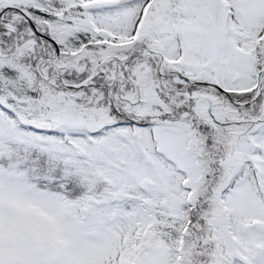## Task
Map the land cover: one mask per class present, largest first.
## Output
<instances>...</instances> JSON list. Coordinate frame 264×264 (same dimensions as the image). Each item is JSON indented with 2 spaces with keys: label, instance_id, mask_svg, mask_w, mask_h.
I'll list each match as a JSON object with an SVG mask.
<instances>
[{
  "label": "snow or ice",
  "instance_id": "snow-or-ice-1",
  "mask_svg": "<svg viewBox=\"0 0 264 264\" xmlns=\"http://www.w3.org/2000/svg\"><path fill=\"white\" fill-rule=\"evenodd\" d=\"M0 264H264V0H0Z\"/></svg>",
  "mask_w": 264,
  "mask_h": 264
}]
</instances>
